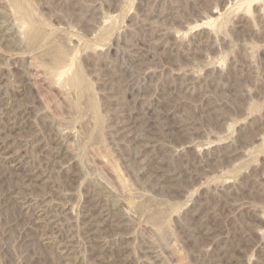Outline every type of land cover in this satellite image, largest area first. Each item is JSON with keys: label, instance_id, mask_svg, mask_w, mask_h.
Returning a JSON list of instances; mask_svg holds the SVG:
<instances>
[{"label": "rangeland", "instance_id": "obj_1", "mask_svg": "<svg viewBox=\"0 0 264 264\" xmlns=\"http://www.w3.org/2000/svg\"><path fill=\"white\" fill-rule=\"evenodd\" d=\"M0 264H264V0H0Z\"/></svg>", "mask_w": 264, "mask_h": 264}, {"label": "bare ground", "instance_id": "obj_2", "mask_svg": "<svg viewBox=\"0 0 264 264\" xmlns=\"http://www.w3.org/2000/svg\"><path fill=\"white\" fill-rule=\"evenodd\" d=\"M18 5H20V4H18ZM27 14H28V13H27ZM59 57H60V56H59ZM56 61H58V60H56ZM74 79H75V78H74ZM102 150H103V152H104V149H102ZM102 150H101V152H102ZM99 152H100V151H98V153H99ZM105 152H106V151H105ZM99 155L102 156L103 154L100 153ZM104 156L106 157L105 154H104ZM104 156H102V157H104ZM108 156H109V155H108ZM103 160H105V158H103ZM107 160H108V159H107ZM107 160H106V161H107ZM111 160H112V159H111ZM111 160H110V161H111ZM111 163H112V162H111ZM104 164H106V163H104ZM109 166H114V165H110V162H109ZM114 170H115V169H114ZM114 170H113V171H114ZM116 172L118 173V170H117V171L115 170V172H113V176H114L115 180L117 181V183L119 184V187L121 186L122 188H126V186L124 187V183H123L124 181H123V179H121V178H120L121 176H119V174H117ZM122 188H121V189H122ZM130 206H131V205H130ZM159 224H160V223H159ZM159 224H157V226H158ZM163 224H164V223H163ZM165 224H166V223H165ZM160 225H161V224H160ZM161 226L164 227L165 225H164V226L161 225ZM161 226H160V227H161ZM166 226H167V225H166ZM164 228H166V227H164ZM164 231H165V229H163V232H164Z\"/></svg>", "mask_w": 264, "mask_h": 264}]
</instances>
